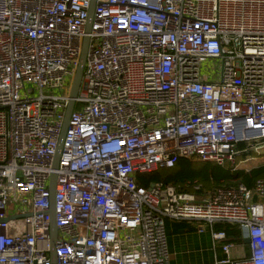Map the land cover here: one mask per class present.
<instances>
[{"label": "built area", "instance_id": "built-area-1", "mask_svg": "<svg viewBox=\"0 0 264 264\" xmlns=\"http://www.w3.org/2000/svg\"><path fill=\"white\" fill-rule=\"evenodd\" d=\"M90 2L0 0V264H52V173L54 264H170L165 220L205 226L213 244L226 238L215 224L236 225L247 256L223 244L213 264H264L263 179L137 184L179 159L236 170L264 153V0H95L86 32ZM207 60L217 70L202 74Z\"/></svg>", "mask_w": 264, "mask_h": 264}, {"label": "trees", "instance_id": "trees-1", "mask_svg": "<svg viewBox=\"0 0 264 264\" xmlns=\"http://www.w3.org/2000/svg\"><path fill=\"white\" fill-rule=\"evenodd\" d=\"M245 156L246 154L242 155L241 158ZM258 179L264 180V163L249 170H230L212 163H203L197 159L184 158L179 159L172 169H161L138 176L137 184L139 186H147L150 182H161L175 187L180 193H192L195 186H200L201 190H215L242 184L246 188L252 189ZM190 223V221L185 220L179 222L165 220L166 233L168 236H172L190 232L192 229L190 228ZM213 228L216 232L225 233L226 238L222 245H246L244 244L241 231L236 225L218 223ZM221 256L222 254L218 255V257Z\"/></svg>", "mask_w": 264, "mask_h": 264}, {"label": "water", "instance_id": "water-1", "mask_svg": "<svg viewBox=\"0 0 264 264\" xmlns=\"http://www.w3.org/2000/svg\"><path fill=\"white\" fill-rule=\"evenodd\" d=\"M94 6H95V0H91L90 8L88 11V20H87L86 32L89 31L90 26H91ZM87 45H88V38H85L83 45H82V49H81V53H80L77 65L75 67V70H74V73H73V76H72V79L70 82L69 98H68V102L66 104V108L64 111L62 127H61L60 135L58 138V144H57L56 152H55V155L53 157V162H52L53 170H55L58 167V159H59V156L61 154L63 140H64V136H65L67 126H68L69 116L74 109L75 99L78 95V92H79V89L81 86L84 63H85V58H86V53H87ZM55 182H56V176L54 173H52L50 175L49 185H48V190L50 193V203H51L50 209L48 211L49 230H50L49 258H50V261L52 264H54L56 261V247L58 244L57 229H56L55 220H54V205H53ZM25 216L26 215H19V216L11 217L10 219H19V218H24ZM5 221L6 220H2L1 222H5ZM247 243H248V240H244V244H247Z\"/></svg>", "mask_w": 264, "mask_h": 264}, {"label": "crops", "instance_id": "crops-1", "mask_svg": "<svg viewBox=\"0 0 264 264\" xmlns=\"http://www.w3.org/2000/svg\"><path fill=\"white\" fill-rule=\"evenodd\" d=\"M190 228H192L190 232L182 234L168 236L166 233L170 253V264H204L202 263L204 260L203 256L206 257V255H203L204 250L211 252L210 255H208L209 262L214 263L215 259H222L218 257L217 252L212 250L214 249V244L211 239L209 228L203 226L204 231L198 232L197 223L195 222L190 223Z\"/></svg>", "mask_w": 264, "mask_h": 264}, {"label": "rangeland", "instance_id": "rangeland-1", "mask_svg": "<svg viewBox=\"0 0 264 264\" xmlns=\"http://www.w3.org/2000/svg\"><path fill=\"white\" fill-rule=\"evenodd\" d=\"M213 67H215V70H217V67L215 66V64H213V62H211L210 60H207L206 62L201 64V73L205 74L209 71L210 68H213ZM70 82H71V77H67L66 81H65V86H70ZM27 88H29V87L27 86ZM44 94L45 95H52L53 91L52 90L45 91ZM80 107H81V104H76L75 109L78 110ZM248 157H251L252 160L244 162V163L242 162L244 160V158H241V157L237 158V163H238V165H240L238 167L239 169L249 170L253 166L260 165V163L264 162V155L263 154H261L259 156L252 154L251 156H248ZM211 246H212V244H211ZM221 246H222L221 241L214 242V249H212V250L214 252L217 251L218 255H220L221 254V252H220ZM210 253L211 252H207L206 250H204L203 255H206V257L203 256L204 260L202 261V263H204V264H208V263L212 264L213 263V262L212 263L209 262V260H208V255H210ZM247 254H248V250H247L246 245H235V246H231V249L229 251V258L231 260H238V259H242V258L246 257ZM220 258H223V256H221Z\"/></svg>", "mask_w": 264, "mask_h": 264}]
</instances>
